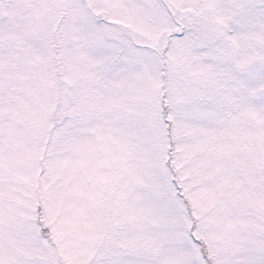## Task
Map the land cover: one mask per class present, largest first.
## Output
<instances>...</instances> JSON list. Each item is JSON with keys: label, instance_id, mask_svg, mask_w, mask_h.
Returning <instances> with one entry per match:
<instances>
[{"label": "snow or ice", "instance_id": "obj_1", "mask_svg": "<svg viewBox=\"0 0 264 264\" xmlns=\"http://www.w3.org/2000/svg\"><path fill=\"white\" fill-rule=\"evenodd\" d=\"M0 264H264V0H0Z\"/></svg>", "mask_w": 264, "mask_h": 264}]
</instances>
